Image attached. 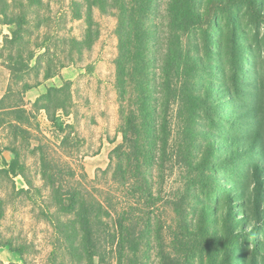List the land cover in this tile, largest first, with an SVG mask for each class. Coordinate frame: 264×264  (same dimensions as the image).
Returning <instances> with one entry per match:
<instances>
[{
    "label": "trees",
    "instance_id": "trees-1",
    "mask_svg": "<svg viewBox=\"0 0 264 264\" xmlns=\"http://www.w3.org/2000/svg\"><path fill=\"white\" fill-rule=\"evenodd\" d=\"M13 1L0 0L4 23L15 26L0 44V65L10 70L12 84L22 78L20 72L42 65H32L35 51L24 57L21 47L31 32L30 14L37 17L45 7L44 0H20L16 12ZM244 5L256 26L255 38L264 36V0L85 1L80 18L86 29L79 45L90 49L100 36L95 6L117 19L115 87L122 142L101 170L111 181L109 190L101 184L84 187L81 179L64 190L53 161L42 159L44 179L65 218L52 222L74 263L264 264L263 77L247 70L256 56L245 49L238 26L236 10ZM222 15L228 25L220 21ZM36 48L49 52L46 45ZM56 74L47 68L45 79ZM12 84L0 99V113L18 114L24 105L7 104ZM31 88L25 83L24 92ZM66 92L65 86H51L37 108L60 127ZM223 107L236 111L227 114ZM214 132L220 139H212ZM2 159L0 182L3 176L21 175L17 158ZM224 165L241 180L235 192L223 195L217 172ZM166 168H180L184 179L169 201L173 220L168 226L155 214L162 196L155 193L154 177H163ZM6 211L0 193V220ZM6 247L22 253L0 232V249Z\"/></svg>",
    "mask_w": 264,
    "mask_h": 264
},
{
    "label": "rangeland",
    "instance_id": "rangeland-1",
    "mask_svg": "<svg viewBox=\"0 0 264 264\" xmlns=\"http://www.w3.org/2000/svg\"><path fill=\"white\" fill-rule=\"evenodd\" d=\"M85 1L44 0L45 7L41 13L37 17L35 14L29 16L31 32L24 35L21 47L24 57L31 50L35 51L36 58L32 65L38 61H42V65L20 72L22 78L16 79L13 84L10 70L0 65V94L3 91L6 93L10 83L12 90L7 104L24 103L18 110L20 118L17 113H0V167L3 166L4 152H9L11 158L6 160L17 158V171L21 173L1 179L0 193L6 201L7 211L0 220V232L3 238L12 241L14 247L22 251L19 253L8 247L1 248L0 264H76L67 251L65 239L56 232L52 222L54 217L64 221L65 218L58 211L51 187L44 179V157L53 161L52 166L59 181L63 182L64 190L72 188L75 179H81L82 186L90 189L100 184L108 190L112 186L101 170L109 166L112 150L122 142L119 97L115 87L117 19L114 14H104L95 6L94 17L100 36L90 49L79 45L77 41L83 40L86 29L85 19L80 18L85 10ZM12 5L16 12L20 11V0H14ZM236 13L244 45H247L245 49H251L256 56L254 64L247 70L256 71L263 77L264 92V36L255 38L257 29L245 5L239 7ZM38 18L40 24L37 23ZM219 19L228 25L225 15ZM14 28L5 24L0 16V44L5 35H12ZM37 44L48 46L49 52L43 54L44 49L36 48ZM47 68L57 73L56 76L46 80ZM25 83L32 88L24 92ZM53 85L67 88V108L58 111L64 123L62 127L50 121L46 110H37L44 101V94ZM224 101L227 100L224 98ZM223 109L227 114L236 111V108ZM214 133L217 134L212 139H220L216 135L221 134ZM63 139L65 142L62 144ZM235 147L236 144H233ZM74 171L76 178L72 176ZM217 175L223 181V195L226 191L235 192L240 185L238 180L241 179L225 165ZM154 179L155 193L162 196L155 214L164 226H168L173 220L169 201L184 186L183 174L180 168L173 171L166 168L163 177L156 174ZM206 201H211L218 210L213 199ZM237 205L240 210L243 209L241 200ZM167 229L165 237L168 238ZM244 248L245 245L241 249Z\"/></svg>",
    "mask_w": 264,
    "mask_h": 264
},
{
    "label": "water",
    "instance_id": "water-1",
    "mask_svg": "<svg viewBox=\"0 0 264 264\" xmlns=\"http://www.w3.org/2000/svg\"><path fill=\"white\" fill-rule=\"evenodd\" d=\"M4 157H5V159H10L11 158V155H10V153L9 152H4Z\"/></svg>",
    "mask_w": 264,
    "mask_h": 264
},
{
    "label": "crops",
    "instance_id": "crops-1",
    "mask_svg": "<svg viewBox=\"0 0 264 264\" xmlns=\"http://www.w3.org/2000/svg\"><path fill=\"white\" fill-rule=\"evenodd\" d=\"M0 72H2V70H0ZM8 81V80H7ZM7 84H8V82H7ZM4 93H5V91H3V93L2 94H0V99L4 96ZM1 168V167H0Z\"/></svg>",
    "mask_w": 264,
    "mask_h": 264
}]
</instances>
